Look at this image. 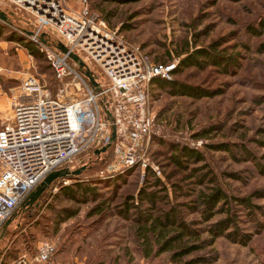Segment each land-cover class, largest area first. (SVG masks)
<instances>
[{"label":"rangeland","instance_id":"obj_1","mask_svg":"<svg viewBox=\"0 0 264 264\" xmlns=\"http://www.w3.org/2000/svg\"><path fill=\"white\" fill-rule=\"evenodd\" d=\"M86 2L97 19L123 44L147 55L154 63H174L166 81L176 80L217 93L201 98L171 95L168 87L162 88L150 80L144 91L153 121L146 150L140 154L144 166L137 160L124 170L123 166L113 169L116 160L112 145L100 152L94 150L102 146L80 152L62 166L67 175L58 179L52 192L39 200L34 212L19 210L18 205L1 226L2 264H13L20 258L30 261L43 240L55 244L52 264L168 261L169 252L156 253L151 234L150 250H145L147 246L134 217L146 209L156 216L173 205L192 228H205L224 215L215 214L211 220L202 221L199 212L190 211L183 203L194 199L199 189L209 191L206 187L213 185L239 197L256 193L250 197L258 206L253 212L234 208L237 228L250 233L251 239L240 244L219 236L211 244L182 256L178 263L264 264V197L257 196L264 192V52L257 51L264 41V31L256 36L247 30L250 25L257 27L264 18V0ZM68 4L77 8L79 0H68ZM0 11L5 16L0 19L1 127L10 120L12 105L21 99L20 81L24 76L38 79L42 93L51 97L60 82L54 78L40 45L28 37L33 17L8 0H0ZM46 39L49 44H56L55 35ZM27 41L38 50L39 56L35 57L24 46ZM208 44L215 45V52L234 57L235 64L227 72L210 64L203 68L180 66V59L187 53ZM219 143H225L228 150L218 147ZM172 145L197 151L201 160L177 165L172 155L179 154ZM247 149L258 160L250 158ZM194 167L201 169L193 170ZM201 173H206L212 182L204 179V184H197L195 176ZM233 174L239 178L235 179ZM74 184L94 188V197L78 194L76 200H70L60 192L62 186ZM140 189L153 192L152 208L145 199L138 198ZM125 200L134 207L124 215ZM208 237V232L200 233V239ZM194 259L202 260L188 262Z\"/></svg>","mask_w":264,"mask_h":264},{"label":"built area","instance_id":"obj_2","mask_svg":"<svg viewBox=\"0 0 264 264\" xmlns=\"http://www.w3.org/2000/svg\"><path fill=\"white\" fill-rule=\"evenodd\" d=\"M8 1L33 17L28 37L40 45L60 87L51 97L42 93L38 79L24 76L21 99L0 127V228L49 172L85 149L114 146L113 169L124 170L137 160L144 166L140 154L153 121L146 86L154 77L170 79L174 66L154 63L123 44L86 0H79L77 8H70L68 0ZM50 34L56 36L54 45L42 39ZM80 69L91 73L95 87ZM54 252L55 244L43 240L30 261L20 258L13 264H52Z\"/></svg>","mask_w":264,"mask_h":264},{"label":"trees","instance_id":"obj_3","mask_svg":"<svg viewBox=\"0 0 264 264\" xmlns=\"http://www.w3.org/2000/svg\"><path fill=\"white\" fill-rule=\"evenodd\" d=\"M257 24V27L252 25L248 26L247 30L253 35L259 36L262 35L264 31V18L260 19ZM1 32L2 29L0 27V34ZM42 39L47 42L46 37L43 36ZM24 46L28 48L32 55L35 57L39 56L38 50L30 41L24 42ZM214 46L215 45L213 44H208L206 47L195 48L193 52L187 53L180 59V66H195L197 68H203L206 64H210L219 67L222 72H227V68L231 67L232 64H235L233 62L235 59L232 55L225 57L218 52H215ZM257 51L264 52V41L259 43L257 46ZM80 71L83 73L85 70L80 69ZM87 81L90 84L89 80ZM152 82L162 88L168 87V92L171 95H185L192 98H201L213 96L217 93V90L211 91L208 89H203L197 85L186 84L176 80L166 81L165 79L155 77L152 79ZM172 146L174 150H177L176 153L178 152L179 154L172 155L173 162L179 166H185L183 165V162L186 163L191 161L195 163L201 160L199 153L189 147L177 145ZM217 146L228 150V147L225 143H219ZM98 150L99 149H95L94 153L98 152ZM246 152H248V156H250V158L253 160H258L255 155L249 153L248 149ZM255 163L257 164L256 161ZM194 168L195 169L193 170L201 169L200 167ZM260 169L262 170V168ZM60 171L66 172L61 166L49 173ZM49 173L46 176H48ZM206 173H201L200 175L195 176L197 184H204L206 181L212 182L213 179L206 178ZM233 176H235V179L239 178L236 174H233ZM62 177L64 176L56 175L50 179V181L45 186L41 185V182H39L20 203L19 210L34 212V208L36 205H38L39 200L43 199L47 194H50L52 189L55 187V184L58 182V179ZM204 179L206 181H204ZM73 186H62L60 192L65 194V197L70 200H76L78 198V194H80L82 197H86V195H93L94 197L95 195L94 188L88 187L87 185L74 184ZM36 187L37 189L39 188V193L36 196L30 197L29 195L32 191L37 192ZM206 188H209V191L199 189L194 199H190L187 203H183L190 211L199 212L202 221L211 220L215 214L224 215L221 218L214 219V221L208 224L205 228H192L190 223H186L183 220L182 216L179 214L180 211L173 205H171L167 210L161 211L160 214L156 216H153V214L149 212L148 209H146L145 212H138L136 217H134L136 223L138 224L137 228L141 232L140 236L147 246L145 250H150L149 246L151 245V242L148 241L150 239L149 235L151 234L154 236V245L157 248L156 253L169 252L168 261H162L155 264H183L178 263L180 262L182 256L190 254L191 252L199 250L203 246L211 244L213 240L219 236H223L231 242L240 244H247L250 241L252 235L250 233L248 234L239 231L236 226V222L234 221V212L236 210L234 208H244L248 212H253L254 209L258 208V206L252 203L250 197L256 196V193L239 197L227 194L216 185ZM142 194H144L145 197H142ZM259 194L261 195L257 196L264 197V192ZM138 198L140 200L145 199V201H147L151 206L149 208L154 206L153 192H145L144 189H140L138 192ZM128 199L130 198L128 197L127 200ZM127 200L123 202L125 207L122 212L124 215L127 214L126 212L129 208L134 207L133 203H127ZM260 225L261 224L259 222L258 227ZM204 231L208 232L209 237L206 239H200V233ZM200 260L202 259H194L188 262L195 263Z\"/></svg>","mask_w":264,"mask_h":264},{"label":"water","instance_id":"obj_4","mask_svg":"<svg viewBox=\"0 0 264 264\" xmlns=\"http://www.w3.org/2000/svg\"><path fill=\"white\" fill-rule=\"evenodd\" d=\"M0 19H5L4 13H3L2 11H0ZM28 33L30 34V32H28ZM59 48L62 49V50H64V48H63L61 45H59ZM69 56L71 57L72 60H76V61L78 62V65H79V66L83 67V63H82L80 60H78V58H77L74 54H70ZM83 75H84L85 77H87V79L89 80L91 86H93V87L96 86V82L93 80V78H92V76H91V73H90L88 70H85V71L83 72ZM113 135H114V132L112 131V132H111V137H110V139L113 138ZM107 147H108V144H106L105 146H102L98 151H104ZM76 174H77V173H76ZM56 175H62V176H65V175H67V173H66V172H62V171H60V172H52V173H49L48 176L44 177V178L40 181V182H41L40 184L43 185V186H45V185L50 181V179H52V178L55 177ZM36 189H37V187H36ZM38 193H39V188L37 189V192H33V191H32V192L30 193L29 196H30V197H31V196H36Z\"/></svg>","mask_w":264,"mask_h":264},{"label":"crops","instance_id":"obj_5","mask_svg":"<svg viewBox=\"0 0 264 264\" xmlns=\"http://www.w3.org/2000/svg\"><path fill=\"white\" fill-rule=\"evenodd\" d=\"M6 259H7V260H9V258H8V257H6ZM10 262H11V261H10Z\"/></svg>","mask_w":264,"mask_h":264}]
</instances>
